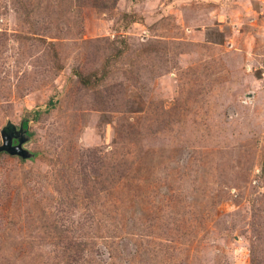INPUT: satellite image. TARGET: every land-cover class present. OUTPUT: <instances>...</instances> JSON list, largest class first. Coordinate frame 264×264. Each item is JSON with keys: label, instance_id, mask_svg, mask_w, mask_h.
<instances>
[{"label": "rangeland", "instance_id": "obj_1", "mask_svg": "<svg viewBox=\"0 0 264 264\" xmlns=\"http://www.w3.org/2000/svg\"><path fill=\"white\" fill-rule=\"evenodd\" d=\"M100 1L0 0V264H264V0Z\"/></svg>", "mask_w": 264, "mask_h": 264}, {"label": "water", "instance_id": "obj_2", "mask_svg": "<svg viewBox=\"0 0 264 264\" xmlns=\"http://www.w3.org/2000/svg\"><path fill=\"white\" fill-rule=\"evenodd\" d=\"M0 137V153L3 152L24 160L32 157V155L24 148V144L27 143L29 136L26 128L22 125L17 129L16 126L10 122L7 123L0 130Z\"/></svg>", "mask_w": 264, "mask_h": 264}, {"label": "trees", "instance_id": "obj_3", "mask_svg": "<svg viewBox=\"0 0 264 264\" xmlns=\"http://www.w3.org/2000/svg\"><path fill=\"white\" fill-rule=\"evenodd\" d=\"M109 2H110L109 0H101L100 1V6H99L98 9H103V10L107 9L108 5H109ZM124 17H126L128 20H130L128 22H132V23H133V21L135 19L134 16L131 15V14H129V15L124 14ZM144 49L146 51L148 50L147 47H145ZM108 62H109V59H106V61L104 63L105 67H102L100 76L98 75V71H95L94 73H92L94 76H96V82L102 81L105 77H107V68L106 67H107V63ZM54 106H55L54 102H49L47 104H44V105H41V106H37V107L33 108L32 110L25 111L24 112L25 114H24V117H23L22 126L24 128H26V130H27L28 122L37 121L41 114L49 112V110L52 107H54Z\"/></svg>", "mask_w": 264, "mask_h": 264}]
</instances>
